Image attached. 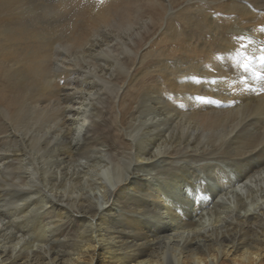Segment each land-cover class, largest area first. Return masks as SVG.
I'll return each mask as SVG.
<instances>
[{
    "label": "bare ground",
    "instance_id": "bare-ground-1",
    "mask_svg": "<svg viewBox=\"0 0 264 264\" xmlns=\"http://www.w3.org/2000/svg\"><path fill=\"white\" fill-rule=\"evenodd\" d=\"M256 71L264 0H0V264H264Z\"/></svg>",
    "mask_w": 264,
    "mask_h": 264
},
{
    "label": "rangeland",
    "instance_id": "rangeland-1",
    "mask_svg": "<svg viewBox=\"0 0 264 264\" xmlns=\"http://www.w3.org/2000/svg\"><path fill=\"white\" fill-rule=\"evenodd\" d=\"M153 38H155V37H153ZM147 68V67H146ZM149 69H154V70H156L155 68H153L152 66L149 68ZM46 221H48V220H46V218H44L43 219V221H42V225L44 224V228H45V226L47 225L45 222ZM45 233H46V235L48 234V228L47 229H45V231H44ZM46 235H44V236H46ZM98 235V234H97ZM97 235H94V237H97ZM98 240H99V238H98ZM41 241H43V242H40L39 240L38 241H35V242H33L32 244H35L34 245V247H33V249L35 248V247H37V246H40L42 243H45V239L43 238V239H41ZM39 243V244H38ZM41 243V244H40ZM93 246V245H92ZM89 252H91L92 253V251L91 250H89ZM99 252V251H98ZM222 261H223V258H222ZM95 263H97V261H95ZM109 264V263H108Z\"/></svg>",
    "mask_w": 264,
    "mask_h": 264
}]
</instances>
